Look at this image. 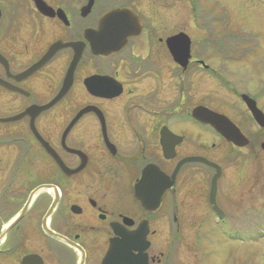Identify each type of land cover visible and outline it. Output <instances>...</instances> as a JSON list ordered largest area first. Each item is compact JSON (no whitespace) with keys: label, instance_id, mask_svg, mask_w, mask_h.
<instances>
[{"label":"flooded vegetation","instance_id":"obj_1","mask_svg":"<svg viewBox=\"0 0 264 264\" xmlns=\"http://www.w3.org/2000/svg\"><path fill=\"white\" fill-rule=\"evenodd\" d=\"M103 1L0 0V106H10L9 98L17 108L8 117L50 103L77 58L70 89L54 106L16 122H0V264H102L112 240L117 246L116 258L129 256L135 264H171L169 234L173 238L197 235L208 226L230 240L232 235L246 236L258 227L264 229V212L255 214L262 223L251 225L252 221L246 228V219L251 218L246 211L254 212V205L232 208L240 211L238 215L228 213L220 185L227 175L218 163L221 174L215 208L210 203L214 169L186 163L172 179L185 158L203 157L216 164L208 153L220 147L226 148L228 162H243L245 178L246 159L260 148L264 169V141L247 137L231 118L248 139L247 147L234 146L191 119V111L202 106L194 103L200 70L212 73L199 56L204 50L197 46L200 51L191 53L187 68L182 69L166 49V40L181 32L165 38L155 34L157 27L151 29L134 9L138 0H124L101 10ZM199 7H194V13L200 12ZM113 10H130L138 19H129L117 30L118 37L127 35L120 51L94 55L88 37L101 32V17ZM135 32L138 34L133 35ZM67 44L70 46L65 47ZM53 46L60 48L50 55ZM241 59L246 62V53ZM94 77L107 78L101 88L119 94L114 98L90 94L85 82ZM169 77L177 94L172 110L183 112L170 113ZM185 81L190 100L183 103ZM77 86L84 93L82 105L70 111L66 121L64 117L57 121L58 109L72 105L68 96ZM242 95L246 94L239 98ZM88 107H95L101 116L84 113L62 142L70 121ZM186 122L198 133L183 131ZM165 130L180 138L172 158L163 153ZM64 146L83 154L81 172L66 175L60 170L54 154L67 170L80 165L79 156L68 153ZM149 166L157 170L153 184L142 180ZM208 172L211 175L205 183L199 175L203 173L205 178ZM241 190L246 191L245 184ZM229 191H233L232 185ZM239 198L246 204L244 195ZM224 199H230L225 203L231 207L237 202L229 194H224ZM189 220H195L191 229ZM143 230L146 236L140 247L144 250L139 252L138 248H143L137 245V234ZM124 240L135 250L121 249Z\"/></svg>","mask_w":264,"mask_h":264},{"label":"rangeland","instance_id":"obj_2","mask_svg":"<svg viewBox=\"0 0 264 264\" xmlns=\"http://www.w3.org/2000/svg\"><path fill=\"white\" fill-rule=\"evenodd\" d=\"M121 1L124 2V0H106L100 2L99 7H103L101 10H104L106 7L122 4ZM197 1L198 3L196 0H138L134 9L146 21V25L152 27L151 29L157 27L154 33L162 38L177 32L186 34L191 40L192 55H196L195 51L198 54V50L200 51L198 47L205 49L199 56L205 59L212 73H204L200 70L201 73L195 85L197 96L194 103L205 106L209 110L212 109V112L225 118H231L246 131L247 137L254 139L257 137L262 142L264 128L258 127L252 120L239 96L245 93L255 100L264 114V0ZM196 5H201L199 13L193 11ZM244 41L246 45L242 46ZM222 47H224L223 50H218ZM245 53L246 62L241 59ZM169 83L170 113L183 112L182 109L173 111L177 94L172 87L170 77ZM186 83L185 81L186 97L183 103L190 100ZM190 95L191 97L193 95L191 85ZM2 99L5 98L2 97ZM7 99L10 106H0V118L8 117L17 111L15 103ZM68 99L72 100V105L69 108L58 109L57 121L63 117L66 121L77 106L82 105L84 93L80 86L72 91ZM106 106L110 107V105ZM183 129V131L198 133V130L192 128L188 122L184 124ZM201 131L204 132L202 129ZM200 136L202 139L205 138V135ZM259 149L256 150L255 155L253 152L246 159V178L244 168L241 167L243 162L241 160L228 162L226 159L228 152L225 147L216 149L215 153H208L211 159L217 160L216 164L221 165L227 175L220 185L223 204L228 213L232 216L238 215L240 211L236 212L232 208L235 209L239 205H243L244 208L254 205V208H257L254 212L247 209L250 212L246 211V215L249 214L251 218L246 219V228H249L252 221L251 225L263 222L262 219H255V214L264 212V169L259 161ZM210 175L211 172H208V175H204L205 178H203L202 173L199 177L208 183ZM243 184L246 185V191L241 190ZM231 185L233 191H229ZM195 187L198 188L197 185ZM224 194H229L237 202H232L231 207L230 204L225 203L230 199L225 200ZM241 195H244L243 200H246V204L240 202ZM171 222L170 220V224ZM236 222H238L237 219ZM187 224V227L191 229L195 220H189ZM257 237L261 239L254 242ZM168 245L172 252L169 259L171 264H264V254H262L264 253V229L262 227H258L257 231L246 233V236L232 235L229 240L214 229L211 232L206 226L197 235L183 234L173 238L169 234Z\"/></svg>","mask_w":264,"mask_h":264},{"label":"water","instance_id":"obj_3","mask_svg":"<svg viewBox=\"0 0 264 264\" xmlns=\"http://www.w3.org/2000/svg\"><path fill=\"white\" fill-rule=\"evenodd\" d=\"M89 6H91V3H90V5H88V7ZM129 19L136 20L138 18L130 10H117V11H111V12L104 14L100 19L101 32L96 33L95 35H89V37H88V41H89L90 47H91V52L95 55L108 56L112 53H116V52L120 51L121 48L126 43L127 37H125V36H127V35H125L123 37H118L116 32H117V30L124 28L123 26L126 24L125 22L128 21ZM137 34H138L137 32L133 33V35H137ZM68 46H70V45H68ZM166 48H167L173 62L182 68H186L188 60L190 58V39L183 33L177 34L176 36L170 37L166 40ZM55 50H57V49H55V47H54L52 49V52H54ZM76 62H77V58H74L72 66H75ZM72 73H73V67L68 70V73L65 76L64 84H63L61 90L59 91V93L47 106L40 107V108L28 109L24 113V115H29V114L37 115L40 112L47 110L48 108L53 106L57 101H59L61 98H63L67 94V92H68V90L72 84ZM105 79H107V78L94 77V78H90L88 81H86L85 84H86V87L88 88V92L90 94L96 95V96L97 95L105 96V98L116 97L119 94V92L108 93V92H110L109 89L101 88V84L105 83L107 81ZM241 98H242V101L245 103L246 108H247L248 112L250 113L252 119L256 123V125L260 128H264V115L262 114V112L260 110H258L254 100L249 98L247 95H243ZM33 111L35 112L34 114H33ZM88 112H94L98 116H101V113L95 107H88L86 109L80 110L77 113V115L75 116V118L72 120L70 125L65 130L64 135L62 137V142L64 141L66 134L68 133L70 128L75 124V122L78 120V118H80L82 115H84V113H88ZM24 115H21V116H24ZM21 116H15L13 118L0 120V122L17 121V120H19V118H21ZM191 117L193 120H195L196 122H198L202 125H208V126L212 127L226 141L232 143L233 145H235L237 147H244V146L248 145V140L238 131V129L233 124H231L228 121V119H226L222 115H218L212 111H209L208 109H206L204 107H197L192 111ZM176 139L180 140V138L175 137L174 135H172L170 132H168L166 130L163 133L161 141H162L163 153H164L165 157L172 158L173 147H174V144H176L175 142H177ZM167 141H171L172 144H169L167 146ZM64 148L68 153L75 154V155L79 156L80 165L74 170H67L63 166L59 157L54 155V157L57 160L58 165L60 166V170L66 175H73V174H77V173L81 172L84 169V161L82 158L83 154L81 152H78V151L69 150L65 146H64ZM188 162H200V163L206 164L207 166L215 169L216 174L212 178L211 193H210V198H211L210 203L215 208V205L213 202H214V195H215V189H216V182L220 177L219 168L216 165L209 163L205 159H202V158H187L178 164L176 171L182 164L188 163ZM176 171H174L173 176L175 175ZM156 174H157V170L154 169L153 167L149 166L144 170L142 180L143 181H149L151 184H153L154 180L156 178ZM173 176H172V179L174 178ZM155 206H156V203L153 205L154 209H155ZM145 236H146V232L144 230L141 233L139 232L137 234V245L139 247H140V245H143V243H144L143 241L145 239ZM122 243L123 244H122L121 249L126 248L128 251L135 250L134 249L135 247L129 246L128 240H124V242H122ZM133 244H135V243L133 242ZM140 248H143V249L139 250V248H138V251L142 252L144 250V246H142ZM116 251H117L116 242H114V240H112L110 242L109 250H108L102 264H135L133 261L134 259L129 257V256H121L120 258H116L115 257ZM142 257H144V256H142Z\"/></svg>","mask_w":264,"mask_h":264},{"label":"bare ground","instance_id":"obj_4","mask_svg":"<svg viewBox=\"0 0 264 264\" xmlns=\"http://www.w3.org/2000/svg\"><path fill=\"white\" fill-rule=\"evenodd\" d=\"M12 117V116H11ZM3 118H6V117H3ZM7 118H10V117H7Z\"/></svg>","mask_w":264,"mask_h":264}]
</instances>
